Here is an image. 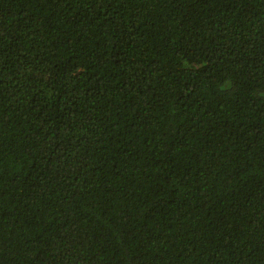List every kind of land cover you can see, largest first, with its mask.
<instances>
[{"label":"trees","instance_id":"trees-1","mask_svg":"<svg viewBox=\"0 0 264 264\" xmlns=\"http://www.w3.org/2000/svg\"><path fill=\"white\" fill-rule=\"evenodd\" d=\"M0 264H264V0H0Z\"/></svg>","mask_w":264,"mask_h":264}]
</instances>
